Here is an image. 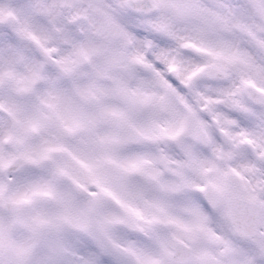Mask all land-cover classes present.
I'll list each match as a JSON object with an SVG mask.
<instances>
[{
    "label": "snow or ice",
    "instance_id": "obj_1",
    "mask_svg": "<svg viewBox=\"0 0 264 264\" xmlns=\"http://www.w3.org/2000/svg\"><path fill=\"white\" fill-rule=\"evenodd\" d=\"M115 25L126 33L111 69L125 120L112 127L157 151L167 147L179 195L163 201L168 211L158 210L156 222L139 226L144 231L126 233L122 247L76 230L41 232L21 260L0 230V264H209L183 236L196 237L205 224L231 245L219 264H264V0H11L0 6V67L24 58L42 69L49 57L86 49ZM64 87L48 86L58 106ZM65 115L90 126L75 112ZM6 127L0 123V135ZM97 156L93 174L104 163ZM27 164L0 165V194L55 190ZM61 167L56 162L51 176ZM185 212L187 227L165 230Z\"/></svg>",
    "mask_w": 264,
    "mask_h": 264
},
{
    "label": "rangeland",
    "instance_id": "obj_2",
    "mask_svg": "<svg viewBox=\"0 0 264 264\" xmlns=\"http://www.w3.org/2000/svg\"><path fill=\"white\" fill-rule=\"evenodd\" d=\"M10 3L11 0H0V6L9 5ZM36 38H39V33L36 34ZM125 38L126 33L119 25H115L113 30L105 36L99 37L96 43L86 49L61 55L58 58L55 55L49 57L42 69L34 68L32 62L24 58L17 59L10 68L0 67V123L7 121L4 134L0 135V165H4L8 160V156L4 157V154H6L4 141L10 135V119L18 120L25 134L31 127L35 117L41 118V112L46 114L44 119L47 123L53 122L58 128L65 125L79 124L82 127L84 139L89 140L87 144L83 145L82 152L84 153L88 144H90L96 149V155L97 153L104 154L103 165L108 164L110 168L114 167V169H110V184L102 182L104 190H115L116 187H119L116 185L119 182L114 180L116 175L111 174L113 170L117 172L126 171L125 168L130 166L131 162L143 159L152 160L149 156L153 153L151 149L154 144L145 142V144H149V147L145 148L144 144L142 149L136 146L132 147L130 145L132 141L131 134L129 132L117 133L112 127L117 120L125 119V114L115 103L113 74L111 71L121 55L122 41ZM7 76L12 78L10 85L5 84ZM61 81L64 82L65 87L62 89L64 94L59 97L62 103L58 106L55 101L48 98V86L50 83L55 82L59 87ZM20 89L25 90L26 96L36 97L33 99L35 104L30 100L31 97H17L15 92ZM71 112L88 119L90 126L85 128L78 121L67 119L65 114ZM88 131L94 136L87 135ZM134 131L141 134L139 129H134ZM155 153L157 156V152ZM129 187L139 188L138 185H130ZM113 192H116V190ZM32 193L24 195L23 191L13 190L12 200L19 208V214L14 218L19 227L14 233L11 232L9 227L11 223L1 222L0 219V230L4 232L11 247L21 260L27 259V254L38 242V239L29 232L38 224H44L49 230L48 234L52 236L66 233L52 231L54 226L60 227V230H63L61 226H71L74 229L82 228L81 232L106 240L114 247H122L121 241L126 240L125 236L113 229L111 225L112 222L124 221V214L117 211L110 202L106 206L107 209L104 208L102 211L103 214L96 216L83 214L79 216L78 212L71 213L68 209L70 206L73 209H83L84 205L70 203L68 193L64 195V207L59 213L58 209L48 211L43 206L39 208L28 206V203L32 201ZM118 197L124 203L119 195ZM160 199L162 201L167 200L165 197H160ZM65 211L68 215H71L70 219L67 218L68 216H63ZM83 213H85V210H83ZM155 214L157 215V212ZM66 221L70 225H66ZM135 221L136 219L129 217L130 223ZM190 223L189 216L178 215L173 217L171 223L166 222L163 227L166 231L174 230L180 233L181 229L187 227ZM86 227L90 228L91 231L87 230ZM183 236L198 245L197 255L200 258L204 254H211L220 259L228 250H231V245L226 240L222 241L221 239L222 242L217 247L211 245L208 241L211 233L206 226L196 237H192L188 233H183ZM176 238H180V236L177 235ZM127 243L131 248L133 242L128 241ZM222 244L224 247H221Z\"/></svg>",
    "mask_w": 264,
    "mask_h": 264
},
{
    "label": "flooded vegetation",
    "instance_id": "obj_3",
    "mask_svg": "<svg viewBox=\"0 0 264 264\" xmlns=\"http://www.w3.org/2000/svg\"><path fill=\"white\" fill-rule=\"evenodd\" d=\"M30 141L33 144L30 147L31 155L29 157L35 160L34 167L40 170V175L48 178L50 181H56L63 184H72L74 186L73 192L76 196L80 195L82 192L77 189L76 180L82 182V172H86L89 175L88 171L93 169H83L81 166V155H77V147L79 144V138L75 133L63 134L60 131H57L56 134H51V131H48V134H44L40 139L37 138L35 133L31 134ZM169 157L171 153H169ZM59 162L61 167V175L59 177L51 176V171L55 166V163ZM164 164H169L165 166L164 171L167 175H172L171 164L173 161L165 160ZM98 176L94 175V182H96ZM172 183L174 184V178H172ZM139 189L129 188V193L135 195L138 199L142 200L138 193ZM160 193H168L170 199H174L171 196V193H175L173 186L171 187H161L159 189ZM171 192V193H170ZM149 199L148 197H146ZM157 203L159 200L154 198ZM136 211L142 212L143 209L137 208Z\"/></svg>",
    "mask_w": 264,
    "mask_h": 264
},
{
    "label": "water",
    "instance_id": "obj_4",
    "mask_svg": "<svg viewBox=\"0 0 264 264\" xmlns=\"http://www.w3.org/2000/svg\"><path fill=\"white\" fill-rule=\"evenodd\" d=\"M10 209H11V213H14V210H13V208L12 207H10ZM38 232H41V229L38 231ZM208 262H209V264H213L210 260H208V259H206Z\"/></svg>",
    "mask_w": 264,
    "mask_h": 264
}]
</instances>
